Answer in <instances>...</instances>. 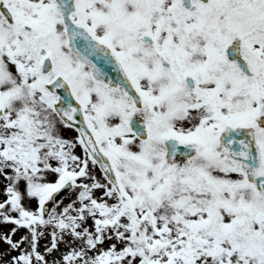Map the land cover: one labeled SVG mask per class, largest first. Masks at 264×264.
<instances>
[{
    "label": "snow or ice",
    "instance_id": "obj_1",
    "mask_svg": "<svg viewBox=\"0 0 264 264\" xmlns=\"http://www.w3.org/2000/svg\"><path fill=\"white\" fill-rule=\"evenodd\" d=\"M0 264H264V0H0Z\"/></svg>",
    "mask_w": 264,
    "mask_h": 264
}]
</instances>
